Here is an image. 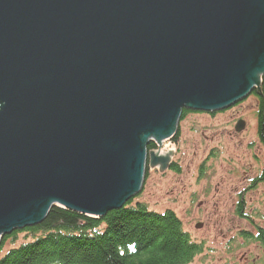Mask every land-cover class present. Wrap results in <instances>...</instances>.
I'll return each instance as SVG.
<instances>
[{"label":"water","instance_id":"1","mask_svg":"<svg viewBox=\"0 0 264 264\" xmlns=\"http://www.w3.org/2000/svg\"><path fill=\"white\" fill-rule=\"evenodd\" d=\"M261 73L264 0H0V245L54 205L124 207L151 136Z\"/></svg>","mask_w":264,"mask_h":264},{"label":"rangeland","instance_id":"2","mask_svg":"<svg viewBox=\"0 0 264 264\" xmlns=\"http://www.w3.org/2000/svg\"><path fill=\"white\" fill-rule=\"evenodd\" d=\"M256 89L258 85L254 91ZM257 105L258 100L253 96L246 98L239 106L218 110L221 114L217 116L191 113L185 120H178L176 127L179 124L182 134L178 146L173 148L166 141L161 147L162 154L175 149L174 161L178 167L163 173L153 170L143 182L141 197L138 198L136 194L132 198L133 204L147 203L149 210L163 211L173 206L185 230L195 239L205 242L204 252L197 256L193 264H222L227 260L239 264H264V251L256 244L241 247L245 240L238 237L239 231L248 229L245 218L238 215L239 197H243L244 212L251 217L254 213H260L261 217L256 220L264 223V178L260 181L264 174V147L258 137L257 121L253 115H249L256 113ZM239 117L250 122V129L244 133L235 129ZM151 139L152 136L145 144L149 160L146 168L150 172L152 158L156 154V146H149L155 144ZM211 149L216 152H211ZM120 209L107 211L103 216ZM198 224L201 227H197ZM21 242L22 239L15 247ZM11 246L6 242L0 256Z\"/></svg>","mask_w":264,"mask_h":264},{"label":"trees","instance_id":"3","mask_svg":"<svg viewBox=\"0 0 264 264\" xmlns=\"http://www.w3.org/2000/svg\"><path fill=\"white\" fill-rule=\"evenodd\" d=\"M254 93L258 99L257 133L264 146V75ZM187 112L183 109L182 115ZM263 178L264 174L260 181ZM238 215L255 220L253 229L239 231L238 237L246 244L254 240L264 251V223L256 220L261 214L250 217L239 209ZM20 239L23 242L15 247ZM6 242L14 246L0 256V264H193L205 247L204 241L185 230L175 212L149 210L142 202L133 204L132 199L105 217L54 205L39 225L4 236L0 253ZM227 261L222 264H239Z\"/></svg>","mask_w":264,"mask_h":264},{"label":"bare ground","instance_id":"4","mask_svg":"<svg viewBox=\"0 0 264 264\" xmlns=\"http://www.w3.org/2000/svg\"><path fill=\"white\" fill-rule=\"evenodd\" d=\"M261 74H263V73H261ZM262 75H261V79H262ZM251 95V96H250ZM253 96H255V93L254 92H252V93H250L249 94V98L250 97H253ZM247 97V98H248ZM256 97V96H255ZM257 98V97H256ZM246 100V98L245 99H243V100H241V101H239L238 103H235V105H237V106H239V105H241V102H243V101H245ZM258 100V99H257ZM257 107H258V105H257ZM192 111V110H191ZM249 115H253L254 117H255V119H256V121H257V129H258V111H256V113H254V112H252V113H250ZM245 116V115H244ZM236 123H238V124H236V129H237V132H240V133H244L245 131H248L249 129H250V122H249V120H246V119H244V118H241V117H239L238 118V120H237V122ZM177 125H179V124H177ZM177 128V130L176 131H174L173 132V134H171L170 136H169V138L167 137L166 139H163V140H154V136H152L153 137V139H151V142H153V141H155L154 143H155V145H160V146H162L163 145V143L164 142H168V141H170V140H172V138H173V136L174 135H177V133H178V126L176 127ZM162 139V138H161ZM150 141V140H149ZM157 141V142H156ZM150 142V143H151ZM261 142V141H260ZM171 145L173 146V148H175L176 146H178V143H175V142H171ZM263 145V144H262ZM167 146H169V145H167ZM264 147V146H263ZM216 149V148H215ZM211 150H213L214 152H216V150H214V149H211ZM254 150H255V148H254ZM173 152H175V149H170V152H168V153H173ZM147 154L145 153V161H144V170H143V176H142V180H141V184H140V187H139V189H138V191L136 192V194H137V196L140 194V192H141V190H142V187H143V182L145 181V179H146V175H147V168H146V166H147V164H148V161H147ZM152 162H153V165H155V164H157V165H159V166H161V167H163L165 164H167L168 166H171V164H170V162H169V157H167V156H165V157H163V156H160V155H158L157 153L156 154H154V157L152 158ZM164 164V165H163ZM264 171V170H263ZM243 194V193H242ZM136 197V195L134 196V198ZM132 199V198H131ZM144 204H146V206H148L147 205V203H144ZM60 206H62V205H60ZM155 209V208H154ZM155 211H159V210H157V209H155ZM164 211H167L166 209L165 210H163V211H160V212H164ZM171 211V210H170ZM84 214H86V213H84ZM255 214V213H254ZM86 215H90V214H86ZM90 216H93V215H90ZM250 217H251V215H250ZM180 220H182L181 218H180ZM246 220V225H248V229H246V231H251L252 229H253V227H254V222H255V220H253V219H245ZM251 224H253V225H251ZM201 224H198V226L197 227H201L200 226ZM240 240H244V238H240ZM250 242L251 243H249V244H254L255 243V241L254 240H252V239H250ZM247 242L245 241V242H243V244L242 245H240L241 247H246L244 244H246ZM228 247H230V248H232V245L231 244H229V243H227L226 244ZM258 247V246H257ZM202 254V253H201ZM201 254H199V255H197V256H200ZM197 258V257H196ZM227 262H229V261H227ZM231 263V262H230Z\"/></svg>","mask_w":264,"mask_h":264},{"label":"flooded vegetation","instance_id":"5","mask_svg":"<svg viewBox=\"0 0 264 264\" xmlns=\"http://www.w3.org/2000/svg\"><path fill=\"white\" fill-rule=\"evenodd\" d=\"M223 112V111H222ZM191 113H193V114H197V113H206V114H209V115H213V116H217V115H220L221 114V112L219 113V112H217V111H213V112H207V111H190V110H188V112H187V114L186 115H182L181 116V118H180V120L182 121L183 119L185 120V118L188 116V115H190ZM236 124H238V123H236ZM179 126V125H178ZM236 126V125H235ZM235 129H236V127H235ZM237 130V129H236ZM182 134H181V130H179V127H178V133H177V135H174L173 136V138H172V140H170L169 142L171 143V142H175V143H179L178 141H179V139H181V136ZM159 146V147H158ZM156 145V148H154V152H156L158 155H160V156H163V157H165V156H167V157H169V162H170V164H171V166H168L167 165V167L165 168V169H163V167H161V166H159V165H153L152 164V162H151V167H152V169H151V172H150V169L148 170L147 169V175H146V178H148L149 177V175L152 173V171L153 170H155V171H159V172H165L166 170H176V168L178 167V163L176 162V161H174V153L175 152H173V153H168V152H170V150L169 151H167V152H164L163 154L161 153V147L162 146H160V145ZM211 152H213L214 153V151H212L211 150ZM210 152V153H211ZM180 170V169H179ZM259 180V179H258ZM258 180H256L255 182H257ZM141 192H143L142 190H141ZM141 195L142 194H139L137 197L139 198V197H141ZM241 199V200H240ZM167 203H171V202H167ZM243 204H245L244 203V200H243V197L241 196V197H239V201H238V205H239V207H238V211H239V209H244L245 207V205H243ZM166 210H171V211H173V212H175V209L173 208V206L172 207H167L166 208ZM244 211V210H243Z\"/></svg>","mask_w":264,"mask_h":264}]
</instances>
